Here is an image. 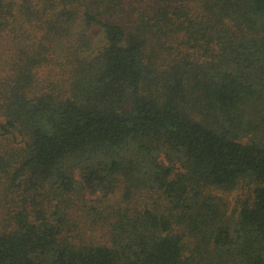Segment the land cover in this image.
Masks as SVG:
<instances>
[{
	"label": "trees",
	"instance_id": "16d2710c",
	"mask_svg": "<svg viewBox=\"0 0 264 264\" xmlns=\"http://www.w3.org/2000/svg\"><path fill=\"white\" fill-rule=\"evenodd\" d=\"M0 264H264V0H0Z\"/></svg>",
	"mask_w": 264,
	"mask_h": 264
},
{
	"label": "rangeland",
	"instance_id": "374dc122",
	"mask_svg": "<svg viewBox=\"0 0 264 264\" xmlns=\"http://www.w3.org/2000/svg\"><path fill=\"white\" fill-rule=\"evenodd\" d=\"M229 198L231 200V205L235 202V197L233 194H229Z\"/></svg>",
	"mask_w": 264,
	"mask_h": 264
}]
</instances>
